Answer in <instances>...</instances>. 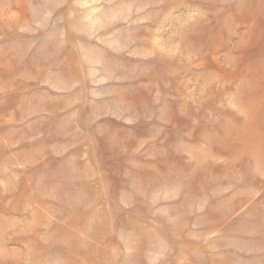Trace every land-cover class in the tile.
<instances>
[{
	"label": "rangeland",
	"instance_id": "1",
	"mask_svg": "<svg viewBox=\"0 0 264 264\" xmlns=\"http://www.w3.org/2000/svg\"><path fill=\"white\" fill-rule=\"evenodd\" d=\"M0 264H264V0H0Z\"/></svg>",
	"mask_w": 264,
	"mask_h": 264
}]
</instances>
